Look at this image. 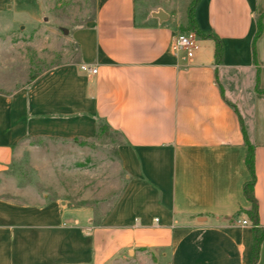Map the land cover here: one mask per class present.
I'll return each instance as SVG.
<instances>
[{
    "label": "crops",
    "instance_id": "crops-1",
    "mask_svg": "<svg viewBox=\"0 0 264 264\" xmlns=\"http://www.w3.org/2000/svg\"><path fill=\"white\" fill-rule=\"evenodd\" d=\"M192 0H97L74 29L75 61L0 92V179L29 139L117 137L124 190L98 221L62 200L0 194V264H249L251 179L243 126L255 146V195L264 227V0H200L195 19L224 45L196 36L189 58L174 42ZM39 0H0V17L35 25ZM264 23V21H263ZM86 64L96 73L84 71ZM242 121V122H241ZM247 220L248 224H238ZM257 264H264V241Z\"/></svg>",
    "mask_w": 264,
    "mask_h": 264
},
{
    "label": "rangeland",
    "instance_id": "rangeland-1",
    "mask_svg": "<svg viewBox=\"0 0 264 264\" xmlns=\"http://www.w3.org/2000/svg\"><path fill=\"white\" fill-rule=\"evenodd\" d=\"M37 24L0 17V92L13 93L54 66L75 61L71 32L96 18L97 0H39ZM67 31V33H66ZM29 139L16 149L13 164L0 179V194L39 204L66 201L92 210L101 221L127 183L117 152V137Z\"/></svg>",
    "mask_w": 264,
    "mask_h": 264
},
{
    "label": "trees",
    "instance_id": "trees-1",
    "mask_svg": "<svg viewBox=\"0 0 264 264\" xmlns=\"http://www.w3.org/2000/svg\"><path fill=\"white\" fill-rule=\"evenodd\" d=\"M200 0H192L188 7V24L185 28V31H190L194 33L197 37L201 39H210L215 42V62L217 65H221L223 62V54H224V45L221 39L214 33L202 32L195 19V9ZM264 12L257 18V31L255 33L253 39V58L254 62H256V42L258 38L262 35L264 29ZM36 77L33 78L35 80ZM32 80V81H33ZM256 91L264 94V90L259 87V78H257ZM242 122V121H241ZM242 128L244 132L245 144L248 149V153L245 159L246 167L251 175V179L247 181L243 186V193L246 199L250 202L251 208L243 211V213L247 216L248 220L252 225V233H253V247L252 254L249 264H257L260 258L261 245L264 241V227L260 223L259 216V204L255 195V185H256V171H255V146L250 141L247 132L243 126ZM107 130L106 126H101L100 131ZM75 138L74 140H77Z\"/></svg>",
    "mask_w": 264,
    "mask_h": 264
},
{
    "label": "built area",
    "instance_id": "built-area-1",
    "mask_svg": "<svg viewBox=\"0 0 264 264\" xmlns=\"http://www.w3.org/2000/svg\"><path fill=\"white\" fill-rule=\"evenodd\" d=\"M198 49V43L196 35L194 33H180L174 42L175 51H184L189 58H192ZM81 69L84 71L96 73L97 69L95 67L83 64ZM238 224L246 225L248 224L247 220H238Z\"/></svg>",
    "mask_w": 264,
    "mask_h": 264
},
{
    "label": "water",
    "instance_id": "water-1",
    "mask_svg": "<svg viewBox=\"0 0 264 264\" xmlns=\"http://www.w3.org/2000/svg\"><path fill=\"white\" fill-rule=\"evenodd\" d=\"M66 33H67V31H66Z\"/></svg>",
    "mask_w": 264,
    "mask_h": 264
}]
</instances>
